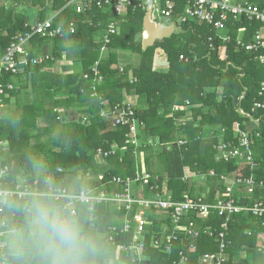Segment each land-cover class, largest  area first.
<instances>
[{"label":"trees","instance_id":"trees-1","mask_svg":"<svg viewBox=\"0 0 264 264\" xmlns=\"http://www.w3.org/2000/svg\"><path fill=\"white\" fill-rule=\"evenodd\" d=\"M71 1H0V59L27 25L48 20L46 11L52 15L53 29L63 30L61 37L52 39L33 36L26 46V62L20 65L22 71L0 73V170L7 169L1 185L7 189L23 184L33 187L36 181L39 186L48 176L75 195L104 191L111 196L123 192L113 178L124 180L136 173H149L150 184L164 199L178 202L188 196L212 205L225 191L220 176L240 171L257 185L251 195L234 187L232 199L240 206L264 205V186L258 185L264 183V107L253 109L256 103L264 105V64L258 62L257 54L238 45L239 40L251 42L264 24L229 17L218 36L205 23L177 24L186 0H160L162 6L166 1L174 5L171 23L175 32L143 51L145 10L127 8L117 14L114 3L98 8L96 0H84V10L77 11ZM236 1L264 9V0ZM111 22L118 33L110 36L108 51L98 66L99 76H95L91 68L99 59L102 36ZM72 23L74 34L69 32ZM45 46H51V53L43 52ZM157 52L166 58L165 71L154 68ZM66 56L78 65L74 72L68 66L59 67ZM41 57V63L32 64ZM124 57L128 58L126 64L121 62ZM130 97L140 127L139 147L125 144L129 127H113L99 117L101 109L120 106ZM174 107L179 110L173 112ZM239 110L250 117L240 115ZM84 116L86 124L79 120ZM235 124L248 134L253 165L240 167L238 159L217 160L220 140L229 148L239 147ZM100 153L107 154L105 162ZM211 171L214 176H209ZM148 190L149 186L145 187L144 196L152 194ZM72 210L84 218L97 243V264H135L131 253L124 250L133 235V229L121 233L124 213L104 202L93 207L78 204ZM3 211L6 216L5 206ZM147 219L151 225L145 229L141 264H177L179 253L190 246L195 252L187 264H200L201 255L218 251L216 239L202 233L203 228L220 231L223 219L217 214L199 219L191 213L183 224H193L199 236L181 234L170 253L152 245L153 237L163 234L161 226L170 227L169 218L150 213ZM262 225L264 217L248 213L230 217L225 252L228 264H264V252L256 246L258 236L264 234ZM111 227L119 234L108 242Z\"/></svg>","mask_w":264,"mask_h":264},{"label":"built area","instance_id":"built-area-1","mask_svg":"<svg viewBox=\"0 0 264 264\" xmlns=\"http://www.w3.org/2000/svg\"><path fill=\"white\" fill-rule=\"evenodd\" d=\"M7 1V0H0ZM9 1V0H8ZM96 6L102 8L103 5L113 4L112 7L117 14H122L128 8L132 10L136 8H142L146 11V15L150 17V21L156 25L169 26L172 18V11L174 8L173 3L166 1L164 6L161 5L160 0H96ZM70 3L76 5V10H84L86 3L84 0H72ZM231 17L234 20H238L241 17L249 21H258L264 24V9H260L256 5L250 3H239L236 0H186V6L183 13L178 17L177 24H184L186 22L197 21L198 23H205L215 31V34H219L226 29V23ZM175 25V24H174ZM70 34L75 32V24L72 23L69 26ZM118 33V27L114 22L109 23L106 26V31L102 36V44L100 47V55L98 61L94 63L91 71L95 76H99L98 66L100 61L105 57L108 51V44L110 43V36ZM40 35L46 38L61 37L63 35L62 28L58 27L53 29L52 18L43 22H33L27 25V30L15 36L13 43L7 49L6 54L0 59V73L10 72L16 73L21 64L26 62V46L31 41L32 37ZM144 36V33L142 34ZM227 41L226 39H224ZM238 45L245 51L252 54H257V60L260 64H264V29L257 31L251 42L244 43L238 41ZM180 60H183V56H180ZM43 58H38L32 61L33 65L41 63ZM21 69V68H20ZM22 71V69H21ZM122 71V68H120ZM87 78V76H85ZM101 78H99V81ZM262 91H264V83L261 85ZM0 94L2 90L0 89ZM95 96V95H94ZM188 105V102L186 103ZM134 99L128 98L120 106H113L110 108L101 109L99 117L105 122H109L113 127H129V133L126 135V145H134L139 147V126L135 120L134 111ZM264 105L256 103L253 109L263 108ZM1 108V105H0ZM179 107H174L173 112H177ZM240 115L250 117L249 114L244 111H238ZM191 116H186L188 120ZM82 124L88 123L86 116L79 118ZM179 121V120H178ZM256 123V121L251 120ZM181 125H185V121L178 122ZM130 124V126H129ZM234 132L239 136V147L229 148L228 145L221 140L217 147L218 154L217 160H231L238 159L241 163L240 167L244 165L252 164V152L251 146L248 140V134L243 130L239 124L234 125ZM180 145L182 142H178ZM2 143L0 142V150ZM215 147V148H216ZM114 150L112 151V153ZM100 153V159L105 162L107 154ZM7 169L0 170V193H12L18 187L27 186L16 185L14 188H4L1 185V180L5 178ZM213 171L209 172V176H214ZM190 178V175H186ZM152 176L149 173H136L135 177H127L124 180L120 178H113L112 182H115L123 187L122 193H114L108 196L104 191H100L97 194L89 192H80L76 197V205H89L93 207L95 204L110 203L117 212L124 213V224L121 233H129L133 229V235L131 243L128 248H125L132 254V262L135 264H141L144 261L143 252L145 249V233L146 227L151 225L147 219V214L157 213L169 218L170 227L163 224L161 229L163 231L162 236H154L152 239V245L155 248L164 247L166 253H170L173 248V244L177 243L181 234L188 238H197L200 234L199 230L194 228L191 223L183 224L184 220L191 214H195L199 219H208L212 214H217L218 217L223 219V223L220 226V231H213L210 228H203L202 233L209 238H214L218 242L219 248L217 252L205 253L200 256V264H228V257L226 256V250L229 246L227 240V228L228 222L231 216L239 213H248L258 219L264 217V205L262 202L255 203L253 206H240L235 199H232V191L234 187H241V191L246 195H251L256 187V182L252 177L243 176L242 172H233L231 176H220L221 182L226 185L225 191L221 192L212 205L203 202V198H191L184 196L182 201H171L164 199L159 193H156V187L150 184ZM205 178V177H204ZM135 185H137L136 188ZM260 187L264 186L263 182L258 184ZM149 186V193H152L149 197L144 196L143 191L145 187ZM33 187H38L37 182L33 183ZM135 190H132V189ZM4 204L0 202V218L4 216ZM73 212H76L73 210ZM132 214V218L128 216ZM263 226V225H262ZM264 227V226H263ZM110 236L108 242H113L115 235L119 232L116 227L110 228ZM257 248L259 251L264 252V234H261L257 238ZM1 259L0 264H8V256L3 253L2 246H0ZM195 252V247L190 246L187 252H180L178 255L177 264H187L189 255Z\"/></svg>","mask_w":264,"mask_h":264},{"label":"clouds","instance_id":"clouds-1","mask_svg":"<svg viewBox=\"0 0 264 264\" xmlns=\"http://www.w3.org/2000/svg\"><path fill=\"white\" fill-rule=\"evenodd\" d=\"M0 246L9 264H97V243L86 221L73 212L71 189L44 176L39 186L0 193Z\"/></svg>","mask_w":264,"mask_h":264},{"label":"water","instance_id":"water-1","mask_svg":"<svg viewBox=\"0 0 264 264\" xmlns=\"http://www.w3.org/2000/svg\"><path fill=\"white\" fill-rule=\"evenodd\" d=\"M142 50L146 51L149 47H153L156 41L169 38L175 32V25L169 26L156 25L150 21V17L145 15L143 19Z\"/></svg>","mask_w":264,"mask_h":264},{"label":"rangeland","instance_id":"rangeland-1","mask_svg":"<svg viewBox=\"0 0 264 264\" xmlns=\"http://www.w3.org/2000/svg\"><path fill=\"white\" fill-rule=\"evenodd\" d=\"M45 19H50L52 17L51 13L46 11L45 14ZM32 20V19H31ZM43 52H47V53H51V46H45L43 47ZM130 58V57H129ZM165 58V57H164ZM70 59V58H69ZM68 56L65 57V61L61 62L60 66L61 68L68 66L71 70H73V72L78 68V65H75V63H73L72 59L69 60ZM121 62L123 64H126L128 62V58H122ZM123 66V65H122ZM59 71V69H58ZM3 112V111H2ZM2 112L0 114V116H2ZM5 152H8V149L5 150Z\"/></svg>","mask_w":264,"mask_h":264},{"label":"crops","instance_id":"crops-1","mask_svg":"<svg viewBox=\"0 0 264 264\" xmlns=\"http://www.w3.org/2000/svg\"><path fill=\"white\" fill-rule=\"evenodd\" d=\"M243 3H245V2H243ZM246 3H248V2H246ZM252 38H253V36H252ZM164 57L165 56L163 55L162 52H157V54L155 56V59H154V68L156 70H163V71H165V70L168 69V63L166 61V58H164ZM119 250H121V247H119ZM124 250H126V249H124Z\"/></svg>","mask_w":264,"mask_h":264}]
</instances>
